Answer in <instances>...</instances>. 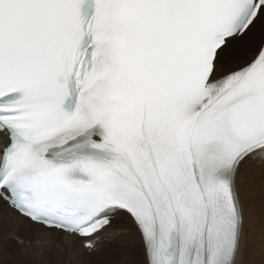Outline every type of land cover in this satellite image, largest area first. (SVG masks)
I'll use <instances>...</instances> for the list:
<instances>
[{
    "label": "snow or ice",
    "instance_id": "snow-or-ice-1",
    "mask_svg": "<svg viewBox=\"0 0 264 264\" xmlns=\"http://www.w3.org/2000/svg\"><path fill=\"white\" fill-rule=\"evenodd\" d=\"M256 165L264 0H0V221L38 226L21 257L245 264Z\"/></svg>",
    "mask_w": 264,
    "mask_h": 264
},
{
    "label": "rangeland",
    "instance_id": "rangeland-1",
    "mask_svg": "<svg viewBox=\"0 0 264 264\" xmlns=\"http://www.w3.org/2000/svg\"><path fill=\"white\" fill-rule=\"evenodd\" d=\"M245 187L253 195L252 199H254V203L256 204L257 209H260L261 212L264 213V165H256L254 168L249 170L248 177H246L245 179ZM257 190L259 192H257ZM262 213L259 214L260 218L259 217L257 218L259 220H257L256 222V227L258 229V236L261 238V242L264 244V221H263L264 215ZM259 227L262 229H260ZM16 234L19 237H22V240H21L22 243L18 244L16 241L9 242L7 238L4 237L5 240L3 242L0 241V258H3L6 261L13 260L15 261V264H42V263L43 264H68L67 258L66 257L61 258L59 251L56 248L45 251L43 256H30V257L23 256L21 257L19 254L26 245L24 242V240L26 239L23 237H27L28 233L18 232ZM251 234L253 235L252 230H251V225H249L248 237H247L248 244H249V239H250ZM57 240L59 243L60 238H58ZM250 248L255 251V254L252 255L254 264H264V254H261V249H264V245L263 246L254 245L253 247H250Z\"/></svg>",
    "mask_w": 264,
    "mask_h": 264
},
{
    "label": "bare ground",
    "instance_id": "bare-ground-1",
    "mask_svg": "<svg viewBox=\"0 0 264 264\" xmlns=\"http://www.w3.org/2000/svg\"><path fill=\"white\" fill-rule=\"evenodd\" d=\"M258 182V181H257ZM259 184V183H258ZM247 186V185H246ZM261 186V185H260ZM260 188V187H259ZM262 190V189H261ZM260 190V191H261ZM257 192H259L257 190ZM251 198H253V195L251 194ZM263 198V197H262ZM253 201V204H254V208H255V213L256 215L254 216L253 218V221L252 223L250 224H246V231H245V236H246V239L248 237V229H249V225H251V230H252V233L253 235L251 234L250 236V239H249V244H250V247H253L254 245H258V246H263L264 244L261 242V238L258 236V229L256 227V222L258 217L260 218V213L261 210L260 209H257L256 207V204L254 203V199H252ZM262 205V204H261ZM264 215V213H262ZM263 217V216H262ZM263 219V218H262ZM264 221V220H263ZM259 225V224H258ZM260 226V225H259ZM32 227V228H31ZM38 226L36 225H32L31 222H27L26 224L24 225H21V226H17L16 224H12V225H7L5 224L4 222L0 221V241L3 242L5 239H4V234L9 232V231H15L16 233L18 232H24V233H28V236L27 237H23L25 238L26 240H24L25 244L26 245H31L35 239H36V234L33 233L32 229L33 228H36ZM263 227V226H262ZM260 228V227H259ZM262 229V228H260ZM263 233V232H262ZM18 236V235H17ZM19 237V236H18ZM57 243H58V238L59 236L58 235H53L52 237ZM20 240H22V237H19ZM60 243V242H59ZM7 244V243H6ZM11 244V243H9ZM3 247V246H2ZM53 248L55 247H52V248H49L47 250H52ZM4 250V249H3ZM46 250V251H47ZM49 253V252H48ZM49 255V254H48ZM53 257V256H52ZM48 260V259H47ZM44 261V260H43ZM46 262V261H45ZM43 264V263H42ZM245 264H254V261H253V258L252 256L250 257H246V260H245Z\"/></svg>",
    "mask_w": 264,
    "mask_h": 264
}]
</instances>
